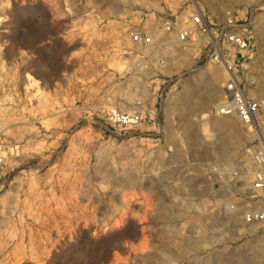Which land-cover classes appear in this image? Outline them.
I'll use <instances>...</instances> for the list:
<instances>
[{"label":"rangeland","instance_id":"rangeland-1","mask_svg":"<svg viewBox=\"0 0 264 264\" xmlns=\"http://www.w3.org/2000/svg\"><path fill=\"white\" fill-rule=\"evenodd\" d=\"M193 3L251 19L236 74L264 97V0H0V264H264V105L259 130L214 115L221 65L125 40Z\"/></svg>","mask_w":264,"mask_h":264},{"label":"built area","instance_id":"built-area-1","mask_svg":"<svg viewBox=\"0 0 264 264\" xmlns=\"http://www.w3.org/2000/svg\"><path fill=\"white\" fill-rule=\"evenodd\" d=\"M250 25L251 19L246 14L227 13L218 19L210 17L200 6L192 4L160 16L162 37L154 38L144 29L131 30L129 35L134 43L166 52L172 46L181 49L197 47L199 60L219 64L227 73L223 97L210 112L217 116L236 118L248 129L259 130L262 122L257 116L264 104V97L249 93L241 86L236 74L242 66L241 61L252 50ZM108 117L118 127L131 128L139 124L142 113L139 110L125 112L112 109ZM252 159L257 166L252 189L260 194V202L256 206L253 202L247 204L249 208L243 215L246 224L264 223V136L259 138V146L252 153ZM4 162L5 154L0 147V168Z\"/></svg>","mask_w":264,"mask_h":264},{"label":"bare ground","instance_id":"bare-ground-1","mask_svg":"<svg viewBox=\"0 0 264 264\" xmlns=\"http://www.w3.org/2000/svg\"><path fill=\"white\" fill-rule=\"evenodd\" d=\"M195 6L196 5H198V3H193ZM226 12V11H225ZM125 40H126V42L127 43H130L132 40H131V38H129V36H128V34H127V36L125 35ZM226 73V72H225ZM213 76L215 75V74H217V72L213 69ZM218 76V75H217ZM226 77H227V73H226ZM264 105V104H263ZM262 105V106H263ZM248 129V128H247ZM253 132V131H252ZM255 132V131H254ZM253 135H254V133H253ZM132 200V199H131ZM142 201V200H141ZM143 202V201H142ZM142 202H140V203H142ZM138 215V214H137ZM136 215V217H139V216H137ZM139 219V218H138ZM245 253H243V251H240V252H238V253H236V254H234L233 256H234V259L236 260V264H238V262L239 263H241V262H244L245 260H248L249 262H251L252 261V257L251 256H245L244 255ZM242 256H244V257H242ZM247 258H249V259H247ZM225 264V263H224Z\"/></svg>","mask_w":264,"mask_h":264}]
</instances>
